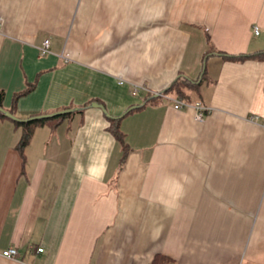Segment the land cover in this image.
I'll return each instance as SVG.
<instances>
[{
	"label": "crops",
	"instance_id": "0c3cea01",
	"mask_svg": "<svg viewBox=\"0 0 264 264\" xmlns=\"http://www.w3.org/2000/svg\"><path fill=\"white\" fill-rule=\"evenodd\" d=\"M0 89V264H264V0H0Z\"/></svg>",
	"mask_w": 264,
	"mask_h": 264
},
{
	"label": "trees",
	"instance_id": "16d2710c",
	"mask_svg": "<svg viewBox=\"0 0 264 264\" xmlns=\"http://www.w3.org/2000/svg\"><path fill=\"white\" fill-rule=\"evenodd\" d=\"M221 55L231 58V59H243L245 57H249L252 56L253 54H241V55H230L227 53H223V52H219ZM195 83L193 80H191L190 78H183V76H179V78L177 80H175L172 84V86L167 89V91H170L175 89L177 91V93H179L180 95L184 96V90L183 87H194ZM30 90L27 89L26 91L19 93L15 96V101H17V99L22 96L24 93L28 92ZM186 97V96H185ZM4 98H5V91L0 89V107L5 108L4 106ZM15 107V106H14ZM7 109V108H5ZM82 108H78V109H73V110H69L67 112H63L59 115H55V116H51V117H45V118H39V119H33V120H16L14 118H11L9 116H7L1 109H0V119H4V118H9L11 120H13L18 126L22 127L23 130V134L22 137L17 145V148L19 150V152L22 154V156H24V150L26 148V146L29 144V142L31 141L34 131L36 129L37 126L44 124L48 121H51L54 123V126H57L61 121H63L68 115H70L71 113L81 110ZM10 112H12L14 114L13 109H7ZM35 115H40V114H35ZM34 115V116H35ZM119 118H114V117H110V125L108 127V129L115 135V137L123 144L124 150H125V154L128 152V148L129 145L126 142V138H125V133L123 132V130L120 128V124H119ZM125 157V155H124ZM158 259V258H157Z\"/></svg>",
	"mask_w": 264,
	"mask_h": 264
},
{
	"label": "built area",
	"instance_id": "2783aa9c",
	"mask_svg": "<svg viewBox=\"0 0 264 264\" xmlns=\"http://www.w3.org/2000/svg\"><path fill=\"white\" fill-rule=\"evenodd\" d=\"M254 31L256 34L260 33V28L259 26H255ZM50 45H51V40L49 38L45 39L43 44L40 47V54L41 55H47L50 52ZM122 82V81H121ZM123 83V82H122ZM143 87H135L133 89V94H138ZM158 93V92H157ZM160 95L166 96L163 92H159ZM170 98V97H169ZM172 99V104L175 108L177 109H194L196 112V118L197 120L203 121L205 119V116L211 111V108L207 105H205L201 101L197 102H190L185 100L182 97H171ZM44 248L40 247L38 248V251H43ZM5 256L8 257H15L18 255V249L17 248H9L3 252Z\"/></svg>",
	"mask_w": 264,
	"mask_h": 264
},
{
	"label": "water",
	"instance_id": "95a60500",
	"mask_svg": "<svg viewBox=\"0 0 264 264\" xmlns=\"http://www.w3.org/2000/svg\"><path fill=\"white\" fill-rule=\"evenodd\" d=\"M0 109H1V110H2L7 116H9V117H11V118H14V119H16V120H24V121H25V119H20V118H18V117L15 116L12 112H10L9 110H6L5 108L0 107ZM61 113H63V112H57V113H53V114H43V115L33 116V117H31V118H29V119H26V120H33V119H39V118H45V117H51V116L59 115V114H61ZM107 115H109V114H107Z\"/></svg>",
	"mask_w": 264,
	"mask_h": 264
}]
</instances>
